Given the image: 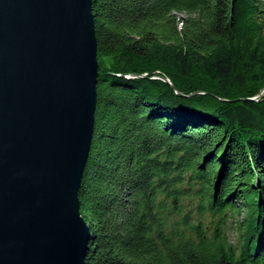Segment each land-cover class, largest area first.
I'll use <instances>...</instances> for the list:
<instances>
[{"label":"trees","instance_id":"obj_1","mask_svg":"<svg viewBox=\"0 0 264 264\" xmlns=\"http://www.w3.org/2000/svg\"><path fill=\"white\" fill-rule=\"evenodd\" d=\"M92 10L85 264H264V0H92Z\"/></svg>","mask_w":264,"mask_h":264},{"label":"water","instance_id":"obj_2","mask_svg":"<svg viewBox=\"0 0 264 264\" xmlns=\"http://www.w3.org/2000/svg\"><path fill=\"white\" fill-rule=\"evenodd\" d=\"M98 70L92 0H0V264H85Z\"/></svg>","mask_w":264,"mask_h":264},{"label":"rangeland","instance_id":"obj_3","mask_svg":"<svg viewBox=\"0 0 264 264\" xmlns=\"http://www.w3.org/2000/svg\"><path fill=\"white\" fill-rule=\"evenodd\" d=\"M178 16H183L185 15V13H177ZM264 93V91H263ZM211 217L210 215H206L205 219H203V222L205 223L204 225H207L208 228L212 227V225H210V221ZM239 220H238V216H231L229 217L228 221L226 222V228H225V232L230 240L231 243L236 244L239 242V238H240V230H239V224H238ZM210 226H209V225Z\"/></svg>","mask_w":264,"mask_h":264}]
</instances>
